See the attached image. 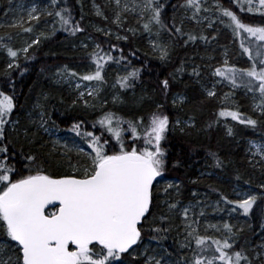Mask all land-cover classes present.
Masks as SVG:
<instances>
[{
	"label": "trees",
	"instance_id": "1",
	"mask_svg": "<svg viewBox=\"0 0 264 264\" xmlns=\"http://www.w3.org/2000/svg\"><path fill=\"white\" fill-rule=\"evenodd\" d=\"M49 1L52 14L46 17L55 24L52 30L42 25L45 18L24 26L0 28V99L10 102L8 113L0 118V198L12 187L27 184L38 175L52 181L72 177L88 160L85 152L63 156L53 150L42 122L74 132L86 146L100 152L99 156L107 155L109 160L148 154L150 146L143 136L149 129L150 117L162 114L170 123L163 153L158 157L160 171L162 177L179 185H153L151 208L142 219L146 224L143 221L141 238L153 239L166 252L170 249L180 255L171 236L176 217L172 204L187 203L201 194L227 198L229 184H254L258 177L242 149L248 137L264 135V109L259 115H248L244 111L248 107L245 102L250 105L248 100L238 91L227 90L228 101L237 107L232 126L224 127L219 118L220 102L204 95L199 81L216 68L219 50L215 48L231 40L239 43V31L245 26L264 27V12L246 10L247 0H220L233 13L239 28L226 22L219 32L201 31L180 18L184 5L194 0H155L152 13L140 22L129 21L123 29H117L110 18L103 20L92 14L90 0ZM8 3L0 0V20ZM94 22L116 29L122 38L96 31ZM33 36L35 42L30 45ZM148 36L159 43L160 49L168 50L161 55L151 51ZM88 37L97 48L78 50L75 46ZM215 54L218 59L213 62ZM13 55L20 56L15 65L9 63ZM87 66L94 67L90 74L83 70ZM69 73L82 80L88 76L97 78L103 86L99 98L89 102L79 99L60 79ZM112 85L118 94L114 101L110 98ZM177 93L187 97L179 106L174 104ZM178 119H191L195 125L174 128ZM205 168L213 174L200 176V170ZM247 212L248 231L236 242L238 249L235 247L238 255L246 258L249 252L245 242L264 230V199ZM151 221L157 222L156 226H151ZM179 258L183 259L181 255Z\"/></svg>",
	"mask_w": 264,
	"mask_h": 264
},
{
	"label": "rangeland",
	"instance_id": "2",
	"mask_svg": "<svg viewBox=\"0 0 264 264\" xmlns=\"http://www.w3.org/2000/svg\"><path fill=\"white\" fill-rule=\"evenodd\" d=\"M155 0H101L98 4L95 0H90L92 14L97 18L108 20L110 18L117 29H123L127 22H140L148 14L152 13ZM246 1V0H245ZM6 17L5 14L0 20L2 26H24L33 21L45 18L42 25L52 30L55 24L46 16L52 14V4L49 0H8ZM246 10L251 12H264V0H247ZM241 3V1H238ZM180 18L187 25L195 30H222L223 23L230 22L233 28L237 27V20L232 12L224 7L220 0H194L188 1L180 13ZM94 29L98 32L112 35L115 38H122L116 29L102 27L94 22ZM255 27V26H254ZM239 31V43L231 40L227 45H221L216 49V68L211 69L208 78L199 81L201 91L204 95L216 98L220 102L222 116V126L230 128L236 118V105L228 101L227 90L238 91L243 98L247 99L250 105L245 102V113L248 115H259L260 110L264 109V27L252 28L245 26ZM133 34V30L129 29ZM36 36L31 38V43L35 42ZM148 44L151 51L162 54L167 51L165 47L160 49L157 41L148 36ZM78 50H95L97 44L91 37L81 41L75 46ZM27 49H25V52ZM24 53V51L22 52ZM23 55V54H22ZM237 56V58H236ZM18 57L13 55L9 59L12 65L17 64ZM211 59L209 60V62ZM120 70L121 67H116ZM93 66L84 67L85 73L92 72ZM83 73V74H85ZM69 88L73 90L79 99L84 102L95 101L99 98L103 90L102 83L97 78L88 76L87 80H82L74 74H65L60 77ZM110 98L114 101L118 94L111 87ZM187 101L186 95L177 93L174 96V104L182 105ZM105 104V103H103ZM10 109V102L0 99V118L6 115ZM225 113V115L223 113ZM226 115H229L227 117ZM169 118L162 114H155L150 117L149 129L143 136L145 144H149L148 154L139 155L137 153L121 156L119 160L142 159L149 161L157 170V176L153 185L175 186L178 182L167 180L162 177L160 171L159 156L162 155V144L169 131ZM191 119H178L174 128L183 129L184 127L194 126ZM41 127L49 138L50 146L65 156L69 153L85 152L88 160L82 163L81 168L72 177L86 178L93 176L100 165L109 157L99 156L100 152H94L91 147L85 145L83 139L74 132L62 131L59 128L42 122ZM243 157L247 164L257 172V179L254 184L232 183L228 185L227 198L211 197L201 194L195 199L184 204H172L175 212L173 219V229L171 236L175 240L178 253L171 252L153 239L143 237L137 245L130 248L126 253H117L110 249L106 244H99L97 247L79 249L75 246L67 247L66 251L58 256L62 259H69L74 264H137L138 259L141 264H252L254 260L257 264H264V230L258 237L251 241H246L248 257H240L238 243L241 235L248 231L249 221L247 216L248 208L255 207L264 199V135L255 134L252 138H247L242 149ZM126 158V159H125ZM200 176H210L213 172L208 169L200 170ZM78 175V176H77ZM49 181L45 175H38L30 181ZM12 187L8 194L0 198V264H25L23 253L18 243L15 241L4 208L5 203H13L17 200V188ZM257 203V204H256ZM256 204V205H255ZM57 208L48 210L49 215L56 213ZM142 222L137 223V228L142 232ZM146 224V223H145ZM157 222H150L151 226H156ZM144 226V225H143ZM232 241V242H231ZM20 249V252H18ZM174 251V250H173ZM20 254V255H19ZM103 254L102 258L96 257ZM177 255V256H176ZM251 258V259H250Z\"/></svg>",
	"mask_w": 264,
	"mask_h": 264
},
{
	"label": "water",
	"instance_id": "3",
	"mask_svg": "<svg viewBox=\"0 0 264 264\" xmlns=\"http://www.w3.org/2000/svg\"><path fill=\"white\" fill-rule=\"evenodd\" d=\"M155 175L145 160L110 159L90 177L18 187L17 201L4 208L25 264H73L56 256L69 245L84 249L106 243L115 252L135 246L136 223L150 209ZM55 206L58 212L47 215Z\"/></svg>",
	"mask_w": 264,
	"mask_h": 264
},
{
	"label": "flooded vegetation",
	"instance_id": "4",
	"mask_svg": "<svg viewBox=\"0 0 264 264\" xmlns=\"http://www.w3.org/2000/svg\"><path fill=\"white\" fill-rule=\"evenodd\" d=\"M118 219H121L120 217Z\"/></svg>",
	"mask_w": 264,
	"mask_h": 264
},
{
	"label": "bare ground",
	"instance_id": "5",
	"mask_svg": "<svg viewBox=\"0 0 264 264\" xmlns=\"http://www.w3.org/2000/svg\"><path fill=\"white\" fill-rule=\"evenodd\" d=\"M90 177V176H89Z\"/></svg>",
	"mask_w": 264,
	"mask_h": 264
}]
</instances>
